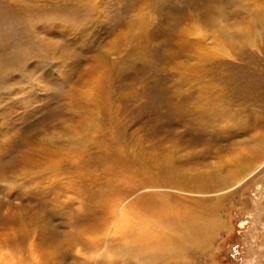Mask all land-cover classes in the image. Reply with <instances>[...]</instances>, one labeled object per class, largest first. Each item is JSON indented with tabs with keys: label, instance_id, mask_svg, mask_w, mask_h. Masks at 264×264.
<instances>
[{
	"label": "rangeland",
	"instance_id": "1",
	"mask_svg": "<svg viewBox=\"0 0 264 264\" xmlns=\"http://www.w3.org/2000/svg\"><path fill=\"white\" fill-rule=\"evenodd\" d=\"M0 264H264V0H0Z\"/></svg>",
	"mask_w": 264,
	"mask_h": 264
},
{
	"label": "bare ground",
	"instance_id": "2",
	"mask_svg": "<svg viewBox=\"0 0 264 264\" xmlns=\"http://www.w3.org/2000/svg\"><path fill=\"white\" fill-rule=\"evenodd\" d=\"M117 161H119L121 169L122 164L120 163V159ZM123 166L124 165H122V167ZM172 172L174 174V171ZM162 178H164L163 175ZM155 196L156 195H152L145 198V202L149 208L143 207V205L137 203L134 204V207L136 209L137 206L139 207V213L143 214L142 219H150L152 227L158 231L156 236L160 238L163 237L164 227H167V225L174 234H176L179 238L182 237L183 239L181 240L184 242L192 241L194 235L191 234L193 233L191 230H193L197 224L199 225L198 228L194 230V233L199 237H203V235L205 236L208 232L212 231L216 225L213 222L214 219L212 218V213L206 208V205L205 207L202 205L190 206L188 207V210L183 207L181 209H175L174 207V210H172L174 212L173 216L169 215L166 217L164 215L165 209L167 211L170 210V208L168 207V201L165 199L160 198L158 200L159 204H157L154 209L149 206V204H153V197ZM205 212L208 213L205 214Z\"/></svg>",
	"mask_w": 264,
	"mask_h": 264
}]
</instances>
